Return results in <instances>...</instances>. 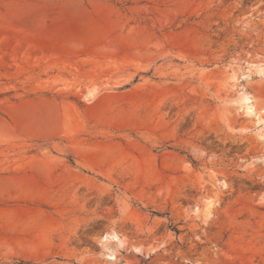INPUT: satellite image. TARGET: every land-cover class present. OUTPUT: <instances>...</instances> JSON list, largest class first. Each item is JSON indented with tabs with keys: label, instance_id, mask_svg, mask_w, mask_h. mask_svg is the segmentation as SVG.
I'll list each match as a JSON object with an SVG mask.
<instances>
[{
	"label": "rangeland",
	"instance_id": "obj_1",
	"mask_svg": "<svg viewBox=\"0 0 264 264\" xmlns=\"http://www.w3.org/2000/svg\"><path fill=\"white\" fill-rule=\"evenodd\" d=\"M252 63L264 0H0V264H264Z\"/></svg>",
	"mask_w": 264,
	"mask_h": 264
},
{
	"label": "bare ground",
	"instance_id": "obj_2",
	"mask_svg": "<svg viewBox=\"0 0 264 264\" xmlns=\"http://www.w3.org/2000/svg\"><path fill=\"white\" fill-rule=\"evenodd\" d=\"M251 66L258 67V68H264V63H262V64H261V63H260V64H258V63H252ZM41 115H42V114H41ZM40 117H41V116H40ZM41 118H42V117H41ZM24 119H25V118H24ZM27 119H28V118H27ZM32 119H33V118H32ZM34 119H35V118H34ZM42 119H43V118H42ZM21 120H22V118H21ZM35 120H36V119H35ZM40 120H41V119H40ZM16 121H17V120H16ZM31 121L33 122V120H31ZM43 121H44V119H43ZM21 122H22V121H21ZM23 122L27 124V121H24V120H23ZM23 122H22V123H23ZM39 122H40V121H39ZM44 122H45V121H44ZM18 123H19V122H18ZM22 123H21V124H22ZM24 123H23V124H24ZM31 124H32V123H31ZM43 124H45V123H43ZM43 124H42V125H43ZM40 125H41V123H40ZM16 126H17V125H16ZM19 126H20V124H19ZM27 126H28V125H27ZM33 126H34V124H33ZM41 127H42V126H41ZM22 129H23V128H22ZM24 129H25V128H24ZM24 129H23V130H24ZM20 168H21V167H20ZM20 168H19V169H20ZM22 168H23V167H22ZM24 180H25V179H24ZM11 181H13V180H11ZM15 182H16V181H15ZM11 183H12V182H11ZM208 210H211V205L208 206Z\"/></svg>",
	"mask_w": 264,
	"mask_h": 264
}]
</instances>
